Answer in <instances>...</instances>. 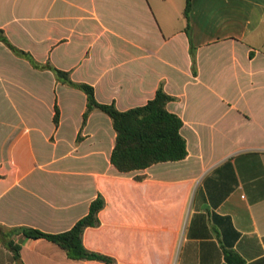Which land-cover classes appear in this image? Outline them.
Returning <instances> with one entry per match:
<instances>
[{"label": "crops", "instance_id": "0c3cea01", "mask_svg": "<svg viewBox=\"0 0 264 264\" xmlns=\"http://www.w3.org/2000/svg\"><path fill=\"white\" fill-rule=\"evenodd\" d=\"M0 0V30L127 111L157 90L186 159L121 173L111 118L0 41V264H90L12 230L68 231L102 194L90 250L113 264H264V0ZM59 110V123L54 117ZM94 264H105L95 262Z\"/></svg>", "mask_w": 264, "mask_h": 264}, {"label": "trees", "instance_id": "16d2710c", "mask_svg": "<svg viewBox=\"0 0 264 264\" xmlns=\"http://www.w3.org/2000/svg\"><path fill=\"white\" fill-rule=\"evenodd\" d=\"M192 9V0H187L184 15L189 19ZM0 41L9 46L19 56L27 57L32 64L39 69H49L54 72L56 78L74 88L83 91L87 96V107L83 114L82 128L86 126L92 112L101 111L108 115L116 132V142L111 155L112 165L121 173H130L144 170L153 165L165 162L182 161L188 156V147L185 138L181 134L182 119L171 113L167 106L175 100L159 87L154 99L146 105L127 111H120L115 104H103L97 101L95 90L86 83H76L71 79L70 73L59 70L49 63L42 65L36 62L29 53L13 46L4 31L0 30ZM59 123V110L56 108L54 117ZM106 206V200L100 194L91 203L88 215L80 219L72 229L51 234L38 229L23 227L12 230L23 234L29 239H46L62 248L70 259L86 261L90 264L101 262L113 264V259L101 252L90 250L85 243V233L88 229L101 225L100 213ZM3 236V229L0 228ZM8 247L14 252V259H20L19 245L10 242ZM228 260L234 264H243L242 260L234 253H230Z\"/></svg>", "mask_w": 264, "mask_h": 264}, {"label": "water", "instance_id": "95a60500", "mask_svg": "<svg viewBox=\"0 0 264 264\" xmlns=\"http://www.w3.org/2000/svg\"><path fill=\"white\" fill-rule=\"evenodd\" d=\"M17 264H24V263L21 260H18Z\"/></svg>", "mask_w": 264, "mask_h": 264}]
</instances>
